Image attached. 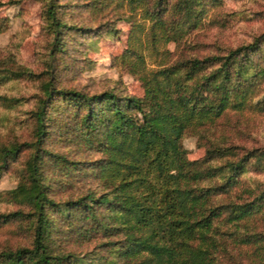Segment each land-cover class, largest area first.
<instances>
[{
    "label": "trees",
    "instance_id": "obj_1",
    "mask_svg": "<svg viewBox=\"0 0 264 264\" xmlns=\"http://www.w3.org/2000/svg\"><path fill=\"white\" fill-rule=\"evenodd\" d=\"M57 1L47 0L44 11L53 33L52 53L62 50L64 32L80 27L57 14ZM128 1L133 9L141 4L153 43L159 31L160 36L175 39L182 29L177 26L192 24L198 14L193 12L197 0H153L152 6L148 0ZM170 10L181 13L177 22L166 18ZM263 43L264 31L224 53L189 55L157 68L146 67L141 54H136L133 70L143 86L142 96L113 88L95 92L54 88L43 82L45 95L34 111V138L0 145V172L8 158L32 149L23 181L10 189L30 208L0 213V218L26 217L33 233L28 245L0 249V264H70L73 253L57 250L51 240L50 209L63 210L68 220L80 215L88 225H76L75 233L85 237L101 232L107 237L103 244L111 245L127 263L134 259L135 264H220L213 230L223 210L212 198L236 183L250 158H263L264 148L240 154L235 145L218 144L207 146L202 157L190 159L182 136L190 127L214 121L227 108L247 103L255 83L264 77V65L254 56L264 54ZM53 95L65 116L75 120L70 136L101 152L84 167L100 181V190L87 189L63 200V206L50 193L56 185L44 164L59 162L70 170L80 166L79 160L43 147L47 101ZM225 156L232 159L219 165L210 162ZM217 175L223 178L221 183L200 184ZM263 199L264 187L252 199L237 203L228 219L245 218L257 211ZM111 235L118 238L112 240Z\"/></svg>",
    "mask_w": 264,
    "mask_h": 264
},
{
    "label": "rangeland",
    "instance_id": "obj_2",
    "mask_svg": "<svg viewBox=\"0 0 264 264\" xmlns=\"http://www.w3.org/2000/svg\"><path fill=\"white\" fill-rule=\"evenodd\" d=\"M152 1L147 4L152 6ZM197 1L193 12L198 14L192 24L177 26L182 29L171 40L160 36L159 31L153 43L141 4L133 9L128 0H58L57 14L80 27L64 32L62 50L52 53L53 33L44 14L47 0H0V145L34 138V111L45 95V81L54 88L71 87L85 92L113 88L118 93L142 96L143 86L133 70L136 54H141L146 67L157 68L189 55L224 53L264 31V0ZM166 16L172 22L181 18V13L170 10ZM262 46L264 50V43ZM254 56L264 65V54ZM253 92L243 107H229L214 121L185 131L182 144L188 158H200L207 146L218 144L235 145L240 154L254 147L264 148V77L257 80ZM74 121L65 116L54 95L47 101L48 133L43 147L79 160L80 166L70 170L59 162L44 164L46 174L56 185L50 193L61 206L69 197L102 187L92 171L84 168L101 152L75 135L70 136ZM31 152L28 147L14 159L8 158L0 172V213L30 208L10 189L23 181ZM229 159L232 156L210 162L219 165ZM222 181L217 175L200 184ZM263 187L264 157H252L236 183L212 198V203L223 210L214 220L213 230L219 243L215 254L220 264H264V199L257 211L245 218L228 219L237 203L252 199ZM50 215L51 240L57 250L73 253L68 259L70 264H135L134 259L127 263L111 245L103 244L107 237L101 232L78 236L74 227L88 225L80 215L68 220L63 210L56 209H50ZM32 236V223L26 217L6 221L0 218V249L28 245Z\"/></svg>",
    "mask_w": 264,
    "mask_h": 264
}]
</instances>
